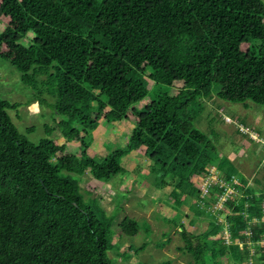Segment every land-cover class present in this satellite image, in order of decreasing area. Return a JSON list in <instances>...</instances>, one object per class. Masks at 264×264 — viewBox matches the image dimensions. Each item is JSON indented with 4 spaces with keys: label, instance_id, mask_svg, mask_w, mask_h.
Wrapping results in <instances>:
<instances>
[{
    "label": "trees",
    "instance_id": "16d2710c",
    "mask_svg": "<svg viewBox=\"0 0 264 264\" xmlns=\"http://www.w3.org/2000/svg\"><path fill=\"white\" fill-rule=\"evenodd\" d=\"M97 1L0 0V57L35 90L36 74L53 67V108L69 118L59 123L64 143L49 126L34 143L7 112L18 104L0 97V264H114L107 229L85 201L79 177L124 175L121 159L133 151L151 161L158 187L172 186L177 208L187 204L212 217L199 235L181 226L195 264H251L252 245L264 264V172L250 184L190 114L214 84L220 98L264 105V1ZM134 74L179 91L137 112L130 105L149 89ZM122 120L134 125L126 145L97 160L90 139L103 124ZM212 164L226 180H240L241 196L219 211L225 222L207 208L224 188H211L209 202L201 197L199 181ZM83 190L92 196L98 186ZM119 227L134 237L140 224L125 216Z\"/></svg>",
    "mask_w": 264,
    "mask_h": 264
},
{
    "label": "rangeland",
    "instance_id": "374dc122",
    "mask_svg": "<svg viewBox=\"0 0 264 264\" xmlns=\"http://www.w3.org/2000/svg\"><path fill=\"white\" fill-rule=\"evenodd\" d=\"M102 1L98 0L97 5ZM3 30L4 25L0 23V34ZM32 37L31 32L22 42L28 45ZM30 74H33V70ZM53 75V67L38 72L35 76L38 82L35 90L21 81V73L16 67L0 57V97L18 104V107L8 109L7 112L19 132L34 143L47 137L48 126L54 129L51 137L60 143L65 141L59 123L61 120L68 121L69 118L57 114L53 108L56 103V96L50 94L54 91L51 83ZM134 75L143 79L149 89L146 97L130 105V109L137 112H143L148 105L163 97H174L179 91L175 87L157 84L145 75ZM219 89L214 84L210 97L193 102L190 114L195 118L196 127L217 145L220 155L245 171L249 183L252 184L255 176H261L264 172V145L261 141L264 138V105L251 101L231 102L218 96ZM43 90L42 95H39ZM73 126L78 125L74 123ZM133 127L132 122L125 120L103 124L97 136L100 130L101 135L94 137L99 146L94 143V139H90L97 160L101 161L114 150L124 147ZM99 152L103 155H99ZM134 155L135 153L128 154L121 159L122 166L130 172L128 176L127 173L119 174L110 181H98L87 172L79 177L83 189L89 183L98 186L95 195L87 194L82 188L81 192L85 201L91 204L98 220L107 229L108 256L114 264H195L192 253L185 248L181 226L191 234L199 235L210 228L212 217L206 214L196 215L187 204L177 208L174 199L169 195L172 186L158 187L154 179L157 176L152 175L147 159ZM203 181L201 179L199 184ZM241 193L242 189L235 196ZM210 207L211 204L207 208L213 216L224 219L219 211L213 213ZM125 216L139 221L140 229L134 237L125 235L119 227ZM258 254L260 253L252 245L251 264L259 263ZM209 264L215 263L209 259Z\"/></svg>",
    "mask_w": 264,
    "mask_h": 264
},
{
    "label": "built area",
    "instance_id": "2783aa9c",
    "mask_svg": "<svg viewBox=\"0 0 264 264\" xmlns=\"http://www.w3.org/2000/svg\"><path fill=\"white\" fill-rule=\"evenodd\" d=\"M228 121H231L230 118H227ZM263 145H264V138L261 139ZM264 164V161H263ZM209 176L207 178H204V181L201 183V188H202V194L201 197L202 198H206L209 202V194H210V189L213 188L215 185H218L220 188H224V191L222 194L217 195L216 196V200L214 203H211V210L212 212L214 211H220L224 208H226V201L227 199L230 198H239L241 196V194H239L238 196H235V194H238L240 192V188L238 187L240 180L237 176H233L231 180H226L225 178H221L223 173L221 172V170L218 168L217 165L212 164L209 167ZM201 206L205 207L206 203L205 201H201L200 202ZM263 214H264V204H263ZM219 221L221 222H225V219L220 218ZM254 222L258 221V220H253ZM225 241L227 244H231L232 240L230 238L229 232L227 227L225 228ZM248 235L252 234V231H248L247 232ZM239 242V241H238ZM240 243V242H239ZM262 243H264V241H262ZM240 245H242V243H240ZM253 252H255L253 250ZM258 256L260 257L261 254H258Z\"/></svg>",
    "mask_w": 264,
    "mask_h": 264
},
{
    "label": "crops",
    "instance_id": "0c3cea01",
    "mask_svg": "<svg viewBox=\"0 0 264 264\" xmlns=\"http://www.w3.org/2000/svg\"><path fill=\"white\" fill-rule=\"evenodd\" d=\"M115 122H118V121H115ZM119 125H122V124H119ZM123 126H124V125H123ZM128 129H129V128H128ZM129 130H130V129H129ZM130 131H131V130H130ZM99 133H100L99 135H101V130H100ZM99 135H98L96 138H98ZM130 135H131V134H130ZM96 138H95V139H96ZM95 139H94V143H96V145L99 146V142H98V141L95 142ZM128 139H129V138H128ZM103 146H104V145H103ZM104 147H105V146H104ZM95 150L97 151V149H95ZM106 150H107V149H106ZM98 151H99V149H98ZM103 153H106V151L103 150ZM103 153L100 154V152H99V155H103ZM134 153H135L134 157H142V158L147 159L148 166H149V167L151 166V161H150L148 158H146V157L143 156V155L141 156V154L138 153L137 151H133V152H131L130 154L133 155ZM130 154H129V155H130ZM136 155H140V156H136ZM263 161H264V160H263ZM240 171H241L245 176H247V173H246L245 171H243V170H241V169H240ZM88 172H89V171H88ZM86 173H87V172H86ZM129 173H130V172L128 171L126 175L128 176ZM125 182H126V181H125ZM122 190H123V189H121V191H122Z\"/></svg>",
    "mask_w": 264,
    "mask_h": 264
}]
</instances>
